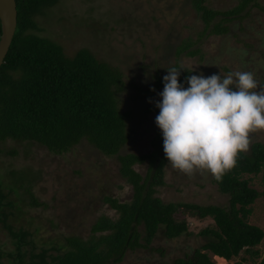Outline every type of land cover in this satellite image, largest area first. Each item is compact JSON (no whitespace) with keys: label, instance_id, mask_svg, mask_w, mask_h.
I'll list each match as a JSON object with an SVG mask.
<instances>
[{"label":"rangeland","instance_id":"obj_1","mask_svg":"<svg viewBox=\"0 0 264 264\" xmlns=\"http://www.w3.org/2000/svg\"><path fill=\"white\" fill-rule=\"evenodd\" d=\"M237 3L204 1L209 9L221 12ZM35 21L37 27L30 32L56 42L66 56L87 49L121 71L124 85L118 93V106L128 114L129 135L121 153L148 154L154 150L152 142L161 132L155 123L159 113L154 107L162 100L159 93L164 88L157 85L158 79H163L171 67H182L179 71L187 70L188 76L217 74L221 78L230 72L249 71L264 85V0H256V5L227 20L223 15L216 16L208 24L191 0H56L43 7ZM217 22L225 32L211 31ZM185 43L196 52L181 50ZM250 139L247 154L254 142L264 143V132L252 133ZM118 166L116 156L102 154L86 139L61 154L36 142L0 141V214H5L6 224L14 230L27 232L22 245L25 262L30 261L31 252L42 249L47 255L61 253L63 249L58 248L67 236L87 239L101 215L118 217V212L104 201L105 196L121 202L131 200L132 187L120 175ZM148 166L146 160L133 167L145 176ZM244 177H249L250 185L259 192L250 206L248 223L264 230L261 173ZM31 195L42 204L33 205ZM154 195L167 203L200 205L224 206L228 199L218 191L210 173L188 175L172 168L167 159L163 184L156 187ZM182 216L189 234L168 239L159 232L148 248L127 249L123 259L114 264H174L177 258L191 256L206 242L199 231L214 227V222L188 212L180 213ZM16 246L17 239L0 221V264H14V257L7 253L15 255ZM255 248L260 251L256 259L241 253L219 261L220 256L208 254L215 264H257L264 253V238Z\"/></svg>","mask_w":264,"mask_h":264},{"label":"trees","instance_id":"obj_2","mask_svg":"<svg viewBox=\"0 0 264 264\" xmlns=\"http://www.w3.org/2000/svg\"><path fill=\"white\" fill-rule=\"evenodd\" d=\"M15 1L17 27L0 67V141L36 142L52 153L61 154L86 139L102 154L116 156L119 173L131 185L132 196L129 202L105 196L104 201L118 212L116 219L101 215L87 239L67 236L64 245L58 248L63 249L61 253L47 255L46 249L31 252L29 262L24 261L26 253L22 251L27 232L7 225L1 212L0 221L17 239L15 255L7 253L14 257V264H114L123 259L127 249L148 248L159 232L168 239L189 234L186 218L180 217L183 212L201 219L210 217L214 227L199 231L206 242L194 249L191 256L177 258L174 264H215L208 252L226 260L241 253L254 259L259 257L260 251L255 247L264 238V230L248 223L250 206L259 192L244 175L261 173L264 181V143L254 142L250 153H240L236 166L222 181L212 176L218 191L228 197L226 205L163 202L154 195L156 187L163 184L166 161L162 133L155 137L154 150L148 154L120 152L129 137L128 114L118 106V93L124 85L121 71L98 60L87 49H79L68 57L56 42L30 32L37 27L35 17L41 9L56 0ZM191 1L205 24L220 15L227 20L247 6L256 5V0H238L236 6L221 12L209 9L205 0ZM211 31L222 33L226 28L217 22ZM189 47L185 43L181 50L194 54L196 51ZM180 73L178 80L187 88L188 71ZM157 85H164L163 79H158ZM154 108L159 113L156 105ZM146 160L148 171L142 176L133 166ZM31 203L42 204L33 195ZM257 264H264V253Z\"/></svg>","mask_w":264,"mask_h":264},{"label":"clouds","instance_id":"obj_3","mask_svg":"<svg viewBox=\"0 0 264 264\" xmlns=\"http://www.w3.org/2000/svg\"><path fill=\"white\" fill-rule=\"evenodd\" d=\"M180 69H168L156 102L165 157L182 173H210L220 182L248 151L250 135L264 132V85L252 72L235 71L187 76L185 88Z\"/></svg>","mask_w":264,"mask_h":264},{"label":"water","instance_id":"obj_4","mask_svg":"<svg viewBox=\"0 0 264 264\" xmlns=\"http://www.w3.org/2000/svg\"><path fill=\"white\" fill-rule=\"evenodd\" d=\"M0 67L4 63L17 27L15 0H0Z\"/></svg>","mask_w":264,"mask_h":264},{"label":"crops","instance_id":"obj_5","mask_svg":"<svg viewBox=\"0 0 264 264\" xmlns=\"http://www.w3.org/2000/svg\"><path fill=\"white\" fill-rule=\"evenodd\" d=\"M219 261H222V260H226L225 258H223V257H219V259H218Z\"/></svg>","mask_w":264,"mask_h":264}]
</instances>
